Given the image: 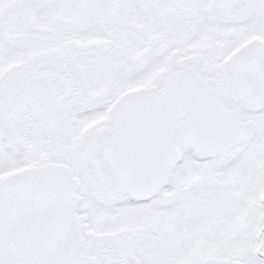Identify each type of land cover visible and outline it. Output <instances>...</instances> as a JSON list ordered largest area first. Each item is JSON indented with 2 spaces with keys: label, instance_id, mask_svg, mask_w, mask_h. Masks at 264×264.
I'll use <instances>...</instances> for the list:
<instances>
[{
  "label": "snow or ice",
  "instance_id": "snow-or-ice-1",
  "mask_svg": "<svg viewBox=\"0 0 264 264\" xmlns=\"http://www.w3.org/2000/svg\"><path fill=\"white\" fill-rule=\"evenodd\" d=\"M0 264H264V0H0Z\"/></svg>",
  "mask_w": 264,
  "mask_h": 264
}]
</instances>
